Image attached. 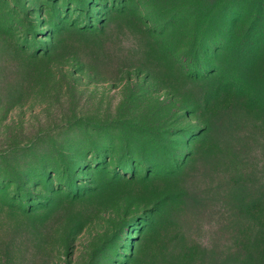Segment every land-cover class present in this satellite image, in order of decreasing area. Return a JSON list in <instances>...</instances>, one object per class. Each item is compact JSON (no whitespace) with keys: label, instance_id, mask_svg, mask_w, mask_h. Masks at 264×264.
Instances as JSON below:
<instances>
[{"label":"rangeland","instance_id":"374dc122","mask_svg":"<svg viewBox=\"0 0 264 264\" xmlns=\"http://www.w3.org/2000/svg\"><path fill=\"white\" fill-rule=\"evenodd\" d=\"M209 2L0 0V264H264V22Z\"/></svg>","mask_w":264,"mask_h":264},{"label":"trees","instance_id":"16d2710c","mask_svg":"<svg viewBox=\"0 0 264 264\" xmlns=\"http://www.w3.org/2000/svg\"><path fill=\"white\" fill-rule=\"evenodd\" d=\"M245 1H249L253 6H254V10H255V15L251 21V25L250 27H248V29H255L257 27H259V25H261L260 23L264 22L263 21V17H264V0H210L208 8H207V15L210 17L209 22L213 21V18L215 17L214 15L218 12V10H224V13L226 15V10L228 9H236L237 7L242 6V3H244ZM224 21L226 24L228 23H233L229 20V18H227V20ZM258 34V33H257ZM254 36H251L249 38V40H253ZM264 39V29L262 30V32H259L258 37L253 40V48L252 51L254 52L255 50V46L258 42H260L261 40ZM256 50V53L261 52Z\"/></svg>","mask_w":264,"mask_h":264}]
</instances>
